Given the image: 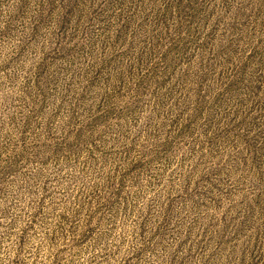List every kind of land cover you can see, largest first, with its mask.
<instances>
[{
  "label": "rangeland",
  "instance_id": "374dc122",
  "mask_svg": "<svg viewBox=\"0 0 264 264\" xmlns=\"http://www.w3.org/2000/svg\"><path fill=\"white\" fill-rule=\"evenodd\" d=\"M0 264H264V0H0Z\"/></svg>",
  "mask_w": 264,
  "mask_h": 264
}]
</instances>
